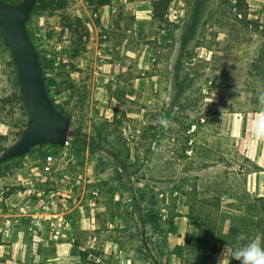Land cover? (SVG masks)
<instances>
[{
    "label": "rangeland",
    "instance_id": "rangeland-1",
    "mask_svg": "<svg viewBox=\"0 0 264 264\" xmlns=\"http://www.w3.org/2000/svg\"><path fill=\"white\" fill-rule=\"evenodd\" d=\"M91 1L42 0L47 8L32 15L48 90L72 118V136L51 173L48 147L0 165V224L14 195L47 200L66 224L57 239L49 223L43 235L72 238L84 264H217L239 234L264 241V145L251 161L221 129L228 114L264 109V8L168 0L155 17L157 0ZM19 96L0 37V156L29 120Z\"/></svg>",
    "mask_w": 264,
    "mask_h": 264
},
{
    "label": "water",
    "instance_id": "water-1",
    "mask_svg": "<svg viewBox=\"0 0 264 264\" xmlns=\"http://www.w3.org/2000/svg\"><path fill=\"white\" fill-rule=\"evenodd\" d=\"M40 0H0V37L13 59L20 95L29 120L15 145L0 156V165L24 158L43 146L65 147L72 118L56 106L48 90L41 55L29 30Z\"/></svg>",
    "mask_w": 264,
    "mask_h": 264
},
{
    "label": "crops",
    "instance_id": "crops-1",
    "mask_svg": "<svg viewBox=\"0 0 264 264\" xmlns=\"http://www.w3.org/2000/svg\"><path fill=\"white\" fill-rule=\"evenodd\" d=\"M247 3L263 11L264 0H247ZM254 117L249 113L228 114L221 129L236 139L248 155L250 152L254 154L248 157L257 162L261 159L259 147L264 143L253 139ZM13 198L5 201L2 210V215L9 216L15 226L0 235V264H84L81 256L84 249L69 242L72 238L66 236L55 242L51 236L43 235L41 225L36 227L38 224L32 220L40 211H37L35 202L26 201L24 195H14Z\"/></svg>",
    "mask_w": 264,
    "mask_h": 264
},
{
    "label": "clouds",
    "instance_id": "clouds-1",
    "mask_svg": "<svg viewBox=\"0 0 264 264\" xmlns=\"http://www.w3.org/2000/svg\"><path fill=\"white\" fill-rule=\"evenodd\" d=\"M261 104H264V92L259 95ZM158 123L165 129L171 126L172 122L165 117L158 118ZM253 139L257 143H264V109L255 114L253 119ZM237 245L229 248L227 245L220 253L217 264L227 259L229 264L236 261L237 264H264V241L259 237L248 239L247 243H241L247 238L243 234L236 237Z\"/></svg>",
    "mask_w": 264,
    "mask_h": 264
},
{
    "label": "built area",
    "instance_id": "built-area-1",
    "mask_svg": "<svg viewBox=\"0 0 264 264\" xmlns=\"http://www.w3.org/2000/svg\"><path fill=\"white\" fill-rule=\"evenodd\" d=\"M69 145V141L66 143L65 147H58V146H43L38 147L36 150L39 153L44 152L45 148H49L47 152H45V164H44V171L46 173H51L54 171L55 166L57 164V156L56 151L59 149H65ZM37 211H40L39 216L35 217L32 221L33 223L38 224L37 226H45L48 223L53 227L54 238H58L61 234V231L64 229V225L66 224V220L61 213H51L50 210L52 208L51 203L47 200L40 199L36 202ZM2 221L0 224V235L1 233H6V231L10 230L15 226V222L9 217L1 215Z\"/></svg>",
    "mask_w": 264,
    "mask_h": 264
},
{
    "label": "trees",
    "instance_id": "trees-1",
    "mask_svg": "<svg viewBox=\"0 0 264 264\" xmlns=\"http://www.w3.org/2000/svg\"><path fill=\"white\" fill-rule=\"evenodd\" d=\"M110 3H111V0H92L90 2V5H92V6L95 5V6H97V8H100V7L107 6ZM162 7L164 8L165 11H167L169 9V1L168 0H157V1L154 2V4H153V13H154L155 17L159 16V10ZM46 8H47L46 6H44V7L42 6V0H40L38 5L36 6L35 10H37V9L45 10ZM78 21H79V24L82 25L81 20H78ZM69 29L71 30V27ZM84 30H85V28H84ZM19 99H20L21 102H23V99H22L21 95L19 96ZM71 136H72V133H71ZM36 149L37 148L33 149L32 152H34ZM115 158L122 165L123 169L126 171V167H125L123 161L121 160V158L118 155H116ZM258 199L264 201V197L263 198H258ZM134 202H135V204H136V206L138 208V211L140 212V215H141V205H140V203H139V201L137 200L136 197H134ZM81 256H82V258H86L87 254H85L84 252H81ZM156 264H159V262L156 261Z\"/></svg>",
    "mask_w": 264,
    "mask_h": 264
}]
</instances>
